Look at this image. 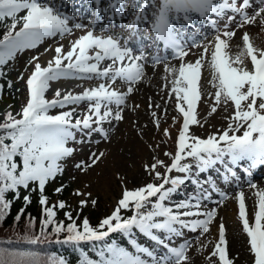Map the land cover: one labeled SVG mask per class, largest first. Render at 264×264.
<instances>
[{
    "label": "snow or ice",
    "instance_id": "obj_1",
    "mask_svg": "<svg viewBox=\"0 0 264 264\" xmlns=\"http://www.w3.org/2000/svg\"><path fill=\"white\" fill-rule=\"evenodd\" d=\"M96 3L100 12L111 19H124L125 0H107L106 7H100L102 0ZM136 4L126 22V34L109 31L106 25H100L97 34V24L77 21L57 7L55 0H0V98L5 86H13L6 79L7 68L20 54L37 49L48 39L64 38L76 30L84 33L71 42L67 51L63 44L46 48L45 52H54L46 66L38 62L39 55L32 56L24 69L32 67L31 73L25 79L21 72L17 78L26 87L25 104L15 113L11 105L0 113V224L11 215L14 201L21 199V190L38 193L39 231H32L36 218L28 214L27 232L20 239L30 245L53 238L74 246L89 245L87 250L80 249L77 264H190L187 253L191 242L185 240L176 246L174 241L183 238L185 231L201 236L209 233L217 209L208 208L207 201L213 199V193L219 196L220 206L229 198L207 177L203 182L198 177L224 166L222 179L227 182L229 176L251 177L253 170L264 167V48L257 47L244 32L240 51L234 56L228 52L229 41L238 29L255 25L258 19L264 26V0H136ZM203 24L211 25L214 32L207 44L196 39L201 33L195 30ZM189 44L203 49L194 62L185 60ZM163 53H171L180 61L179 66L170 67ZM205 63L211 70L209 83L215 89L208 116L229 104L233 112L226 117V127L200 137L190 128L203 126L197 118V106L203 98L200 81ZM159 64H164L165 72L173 77L169 96L174 94L175 109L182 117L175 151L164 152L170 161L155 158L144 165L145 173L152 177L150 182L128 188L122 180L116 207L97 225L87 217L78 224L79 212L74 218L71 211H65L64 220H57V209L69 206L63 200L50 205L46 186L63 174L66 162L78 151L76 145L92 143L94 135L110 140L115 123L125 119L127 98L145 77L146 67ZM62 79L99 83L79 93L57 88L48 98L51 84ZM121 86L126 90L121 91ZM208 95L213 97L212 93ZM152 117L159 128L155 111ZM163 134L171 138L167 129ZM104 155L90 151L87 160L76 162L74 168L86 173ZM173 172L180 175L173 176ZM189 182L194 186L192 191L186 187ZM248 185L257 197L254 221L248 219L243 190L235 195L238 216L248 238L251 264H264V189L250 180ZM63 190L62 185L54 194ZM73 195L85 194L77 189ZM23 202L25 207L30 204L31 195H23ZM91 203L94 206L96 200ZM87 204V199L81 200L79 208ZM25 207L13 218L15 224L25 216ZM114 234L123 237L125 243L112 239ZM227 243L221 222L218 241L207 257L211 264H235L238 257L230 256ZM0 264L71 262L57 254L0 247Z\"/></svg>",
    "mask_w": 264,
    "mask_h": 264
},
{
    "label": "rangeland",
    "instance_id": "obj_2",
    "mask_svg": "<svg viewBox=\"0 0 264 264\" xmlns=\"http://www.w3.org/2000/svg\"><path fill=\"white\" fill-rule=\"evenodd\" d=\"M55 2L57 7H61L68 15L74 16L77 21L85 25L97 24V34H99L98 29L100 25L108 26L109 31L111 30L117 34H126V22L131 19V13L137 7L136 0H125V17L121 23L119 21L120 17L111 19L108 14L100 12L98 6H93V0H70L69 2L55 0ZM106 5L107 3H102L100 7H106ZM222 24L223 22H221V25ZM244 32L249 34L251 40L257 47L264 48V26L259 24L258 19L255 25H246L244 28L237 30L236 36L229 41V54L234 56L240 51L243 46L242 35ZM83 34V32L76 30L72 35L64 38L48 39L37 49L20 54L15 62L17 72L16 75H14V80L17 81L20 73H24L25 66L32 56L39 55L40 59L38 62L41 63L42 66H46L47 61L54 55L52 51L45 52L46 48L54 49L59 46V44H63L65 51H67L71 46V42ZM213 35L214 32L207 34V40L203 38L200 39V41L207 44L213 39ZM189 48V55L185 60L194 62L203 49L191 48V45ZM148 51L152 52L153 50L148 49ZM210 51L208 54L209 58ZM168 59L170 61L169 66H179V60L173 59L172 57ZM147 67H151V73L156 74L155 78L159 75V77L165 76L166 79H147L143 87H141L143 88V92L140 94H138L139 86L137 84L133 94L127 98V107L124 112L125 119L122 122L115 123L114 128L110 131V140L104 141L99 135H94L92 137V143L76 145L78 151L73 158L66 162L63 174L46 186V190L53 196L52 201L57 199H59L57 202L60 200L65 201L69 207L64 209L63 212L71 211L74 218L77 217V212H79L80 218L83 219L87 217L91 221L99 222L104 217L110 215L121 196L122 180L126 182L128 188L150 182L152 177L145 173L144 165L153 163L155 158L164 160L167 163L170 161V158L165 156L164 152L175 151V140L178 135V130L181 128L182 117L175 109L176 100L174 94L170 97L169 93L165 90L166 87L171 86L173 77L165 72L164 64H159L155 68L152 66ZM31 70L32 67L27 68V71L31 72ZM146 70L149 71L148 68H146ZM146 76L147 75H145L144 78H146ZM144 78L142 81H144ZM210 80L211 70L209 65L205 63L200 81L203 98L197 106V118L203 126L192 125L190 128L191 133L200 137H206L211 133H215L217 129L226 127L228 123L226 117L230 116L233 112L232 105L229 104L227 108L221 106L215 114L208 116L215 93V89L212 88L209 83ZM98 83L99 81L96 80L62 79L51 84L48 91L49 98L53 96L57 88L61 89L62 92L72 91L73 93H79L83 91L84 88L96 86ZM21 86L22 83L17 81L16 91L19 89V91H17L18 94L23 95ZM144 89H146L145 92ZM120 90L125 91L126 87L121 86ZM209 93H212L213 97H209ZM149 98H151L152 108H149ZM21 104H23V101L19 103L20 106ZM157 104L160 105V108L154 107ZM135 105H139V107L135 108ZM83 107L84 105H81V108ZM53 111L55 113L59 110ZM153 111L157 113L159 118V128L155 127V118L152 117ZM174 117L176 118L175 123L173 122ZM105 127L108 126L105 125ZM164 129L168 130L171 138L163 134ZM90 151H95L97 154L99 152H104L105 155L95 167L89 169L86 173L75 169L74 164L80 160L86 161ZM158 170L161 172L164 171L162 168ZM174 173L175 172H173V174ZM204 176V174L199 176L201 181H203ZM73 177H75V179H73ZM251 178L254 177H250V179ZM253 180H255L253 181L254 183L264 181V174ZM241 181L242 184H244V179ZM157 183H159V181H157ZM189 184L190 183H188L186 187L189 191H192L193 189H189L188 187L190 186ZM62 185L64 186L63 192L54 194L55 189ZM217 188L220 191L228 193L229 198L220 206L217 204L219 196L213 193V199L207 201L208 208L217 209V217L212 225H210V232L201 236L199 232L192 233L185 231L184 237L177 238L174 244L178 246L185 240L191 242L192 247L187 253L190 257V264H211V261L208 260L207 257L218 241V225L222 222L226 228L229 254L233 258L238 257L235 260V264H251L252 257L248 251V238L243 233L242 224L238 216V209L235 206V193L238 190H243L248 219L250 223H252L254 221V205L257 200L254 194L255 191H252L249 185L229 189L223 182H218ZM258 188L263 189L261 187ZM77 189L85 195H73ZM88 193H90L91 196H88ZM84 199L88 200V204L81 210L79 208V202ZM93 199L96 200L94 206L91 203ZM228 232H233L239 239V252H236L233 247H230Z\"/></svg>",
    "mask_w": 264,
    "mask_h": 264
},
{
    "label": "trees",
    "instance_id": "obj_3",
    "mask_svg": "<svg viewBox=\"0 0 264 264\" xmlns=\"http://www.w3.org/2000/svg\"><path fill=\"white\" fill-rule=\"evenodd\" d=\"M10 67L7 68V80L13 82V86L11 89H8L7 86L4 87L2 92V98H0V113H3L8 109V106L11 105V110L13 113L19 111L17 110V106L21 99V95H19L16 91L17 82L14 81L16 74L15 65L13 62H10ZM24 101L27 99L26 87L24 88ZM2 118V117H0ZM30 194L32 202L28 204L26 207L23 202V195ZM45 194L49 197V204L51 195L45 191ZM11 196V194H9ZM39 195L36 192L25 193L21 190V199L14 201L11 207V215H9L6 220L0 224V247H8L20 250H30L40 252L42 255H51L57 254L60 256L66 257L71 264H77V258L80 255V249H89V245L84 244L80 246H74L72 244H64L62 242H56L55 239H51L48 241H42L36 245H30L26 241H22L20 237H22L27 232V224L28 220L26 217L30 214L32 217L36 218L35 226L32 229L34 233H38L40 228V205L38 203ZM25 207V216L20 219L18 224L13 222V218L19 212V210ZM57 220H64V216L61 210L57 209ZM68 221H65L67 223ZM81 222V221H80ZM80 222L77 221L79 224ZM91 223V222H90ZM92 225H97L95 222L91 223ZM112 239H116L121 244H124V238L119 234H114ZM62 239V238H61ZM94 251V250H93Z\"/></svg>",
    "mask_w": 264,
    "mask_h": 264
},
{
    "label": "bare ground",
    "instance_id": "obj_4",
    "mask_svg": "<svg viewBox=\"0 0 264 264\" xmlns=\"http://www.w3.org/2000/svg\"><path fill=\"white\" fill-rule=\"evenodd\" d=\"M170 67H171V65H170ZM146 68H148L149 69V71L148 70H146V72H147V76H146V78H144V81H141V82H139L138 83V86H139V92H138V94H140V93H142L143 92V88H141V87H143V85L145 84V82L147 81V79H150V78H152V79H154L155 78V76H156V74H154V73H151V67H146ZM162 78H164V79H166V77L165 76H161V77H159V75H158V77H156L155 79H162ZM158 83V82H157ZM165 85V84H164ZM162 87V86H161ZM171 88H172V84H171V86H169V87H166L165 88V90L170 94V91H171ZM145 90L146 89H144V92H145ZM150 90V89H149ZM257 184V186L258 187H261V188H263L264 189V181H258V183H256ZM254 189H252V191H253ZM255 191V190H254ZM228 236L230 237V240H229V244H230V247L232 248L233 247V249L236 251V252H239L240 251V248H239V246H240V241H239V239L236 237V235L233 233V232H228Z\"/></svg>",
    "mask_w": 264,
    "mask_h": 264
}]
</instances>
